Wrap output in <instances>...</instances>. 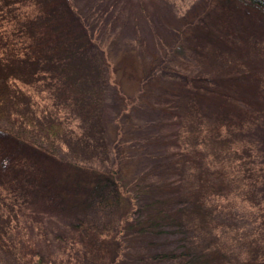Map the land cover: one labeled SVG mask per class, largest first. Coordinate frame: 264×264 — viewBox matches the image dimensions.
Listing matches in <instances>:
<instances>
[{
  "label": "trees",
  "instance_id": "1",
  "mask_svg": "<svg viewBox=\"0 0 264 264\" xmlns=\"http://www.w3.org/2000/svg\"><path fill=\"white\" fill-rule=\"evenodd\" d=\"M64 1V20L57 9L38 26L47 13L37 0H0V220L10 221L0 223V264H13L2 259L9 250L18 264H264V207L257 213L242 199L228 207L231 192L248 187L233 178L260 170L250 160L238 165L245 150L229 136L231 124L244 133L264 122V75L246 72H264V56L246 43V20L264 16V0H202L181 14L171 40L191 41L207 75L195 69L166 82L157 57L145 60V47L135 48L123 66L137 71L138 89L130 98L108 73L124 104L117 117L103 107L102 118L111 117L101 137L68 120L60 105L69 84L41 69L50 51L88 30L74 1ZM144 106L158 118L138 119ZM191 163L196 188L187 186ZM262 182L255 177L256 187ZM228 218L242 226H217Z\"/></svg>",
  "mask_w": 264,
  "mask_h": 264
},
{
  "label": "rangeland",
  "instance_id": "2",
  "mask_svg": "<svg viewBox=\"0 0 264 264\" xmlns=\"http://www.w3.org/2000/svg\"><path fill=\"white\" fill-rule=\"evenodd\" d=\"M37 1L41 13H47V17H40L41 19H39V22L35 25L47 26L49 21H52L51 18H54V12H56L57 9L63 12V16L60 15L61 19L69 15L64 5L65 1L63 2V0ZM73 1L76 9L86 19L85 22H87L88 30H84L83 28L79 33L76 32L75 36H77V38L67 40L69 45L65 50L61 48L58 52L54 50L50 51V55L42 62L43 68L41 69L50 71L51 74L57 71L59 73L58 75L67 81L71 91H64L63 98L66 97L64 100L67 102L64 103V100H62L63 102L60 105L61 108L65 113L68 110V114L70 115L68 120H73V123L76 122L78 125H82L83 128H86L85 126L90 124L94 129V134L98 137L106 136V125H108L107 117L111 115L104 114L103 118H105V121H103L102 113L104 106L114 113L113 117H115L116 114L122 115L119 113V109L123 107L124 102L116 85H119L125 92L124 94L130 98L133 97L138 89L137 71L126 69L123 64L126 65L127 62V64H129L131 58L133 59L134 49L140 45L145 47V60H152V56L157 57L156 60H158L163 70L161 72L162 77L166 82L173 83L177 80H183L189 73H194L196 70H201L200 72L202 75L203 73L204 75L209 74L208 69H203V66H199L201 69L196 68V65L199 63L194 62H197V54L193 52L191 41L183 40L175 43L171 40V32L172 30L178 29L181 14L186 16L188 13L190 14L196 10L202 0ZM100 18H102V20L98 21ZM219 18L223 20V16ZM246 21L249 26V36L246 39V43L251 51L258 55L257 58L259 56L262 57L264 56V16L258 14ZM106 22L109 23V26ZM63 25L61 24L62 27ZM62 37V34L59 35V40H62ZM202 43H204V40ZM65 45H67V43ZM166 46L169 48L167 53L164 51ZM49 47H52V45ZM233 54L236 57L239 55L237 51H233ZM250 58L252 59L251 55ZM180 60L184 62L181 63ZM108 61L113 62V65L111 66ZM116 65L117 69L114 68ZM106 66H108V69ZM111 71L115 72L117 76L116 85L107 81L108 73ZM246 72L250 75H264L262 70L258 72H252L251 70L250 72ZM52 82H54L53 79L51 80V84ZM46 83L50 84L47 81ZM144 107L143 109L136 110L137 113H135V115L138 119L158 118L157 113L149 106ZM120 117L122 120L126 121V118ZM221 120L225 121L223 118H221ZM221 120L219 119L218 121L221 122ZM216 122L217 120L213 121L215 126ZM198 125L192 124V126H190L191 128H188L192 131L191 139L189 140L193 145L196 144L197 133L195 131ZM236 127L238 126L231 124L232 133L229 137L237 141L238 148L241 147V149L244 148L245 150L244 153L239 156L241 160L238 161V165L243 167L246 165L247 160H250L252 162H250V167L257 163L260 164V170L252 169L249 171L247 179L250 177L251 182L246 178L242 179V177L233 178L247 184L248 187H246V190L241 187L236 192H233V194L231 192V195H229V200L231 202H229L228 207L231 208L232 203L242 199L247 201L245 203L254 206L257 205L256 212L258 213L260 210L259 208L262 209L264 207V203H262L264 201V122H262L261 126L259 125L254 128L253 125L249 126L244 133L235 131ZM148 129H150V132H153V128ZM87 133L93 134L90 131H87ZM213 142L214 140L210 141L211 144ZM212 146L218 147L219 150L223 149L221 145L215 143L212 144ZM221 156L225 158V156ZM236 156L237 154L233 155V153H230V158H232V160L236 159ZM111 160L113 159L111 158ZM104 161L110 163L108 159ZM186 168L187 172H189L191 181L187 185L188 188L200 186V184H198V182H200L197 179L198 176L195 175L197 166L191 163ZM257 176L260 181L263 180V184L257 185L256 187V185H254V180ZM254 187L257 189L259 188L258 190L256 189L257 194ZM14 203L19 204L18 202ZM252 216L251 212L246 213L244 216L245 221L247 222L248 220V222H250L249 220H251ZM55 220L58 223L57 228L52 229L53 231L59 228V220L57 218ZM218 221L217 226L224 228L226 231L230 228L242 226L240 225L242 220L237 221L228 218L224 221H222V219ZM9 222L10 221L6 218L0 220V223L5 226ZM213 228L217 229L216 226ZM6 247L7 246H5V248ZM52 248L53 251H56L60 247L53 245ZM43 249L46 252L48 248L46 246V248ZM3 251L4 250H2V252ZM14 252H16V248ZM4 253L6 254L2 257L4 263L6 261L18 264V259L13 256V251L9 250Z\"/></svg>",
  "mask_w": 264,
  "mask_h": 264
}]
</instances>
